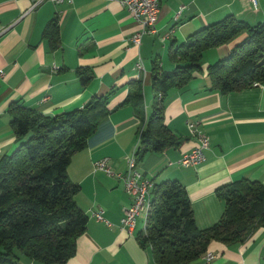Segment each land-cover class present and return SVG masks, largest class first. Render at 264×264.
<instances>
[{"label": "crops", "instance_id": "crops-1", "mask_svg": "<svg viewBox=\"0 0 264 264\" xmlns=\"http://www.w3.org/2000/svg\"><path fill=\"white\" fill-rule=\"evenodd\" d=\"M31 2L0 0V155L11 152L16 144L5 113L10 101L19 100L51 116L81 106L93 94L114 89L106 106L108 114L87 136L85 147L72 154L66 168L69 180L79 185L74 200L87 215L85 228L75 238L74 254L62 263L49 264H158L149 246L135 238L144 225L143 217L142 224L136 220L129 231L120 226L119 217L131 202L121 181L94 170L92 162L107 156L114 171L125 170L126 157L137 146V130L151 106L144 87L149 85L153 59L161 70H171L174 62L167 58L169 48L227 14L250 25L262 21L264 0L254 4L249 0H160L155 31L143 34L137 46L129 43V36L139 26L117 0L44 1L30 8ZM53 16L59 43L51 49L41 32ZM243 36L205 49L201 68L225 56ZM137 58L143 71L134 69ZM79 67L92 72L85 85L75 74ZM135 78L142 80L144 106L139 115L129 104L117 105L128 91L127 82ZM207 87L206 74H195L185 87L167 92L163 122L185 140L177 148L148 152L137 164L154 182L173 178L184 186L199 228L221 215L216 189L240 178L264 183V81L225 94ZM188 119L199 121L208 147L204 161L180 167L177 159L196 144L185 124ZM97 206L110 224L91 216ZM206 251L213 253L210 259L200 255L187 264H264V225L255 227L242 241L211 240ZM17 255L22 264H39Z\"/></svg>", "mask_w": 264, "mask_h": 264}, {"label": "trees", "instance_id": "trees-1", "mask_svg": "<svg viewBox=\"0 0 264 264\" xmlns=\"http://www.w3.org/2000/svg\"><path fill=\"white\" fill-rule=\"evenodd\" d=\"M244 36L228 53L205 67L208 90L220 94L264 81V18L250 25L231 14L204 25L185 41L168 49L171 70L150 63L151 106L137 130L136 164L148 152L177 148L185 139L163 122V106L170 89H181L201 72L202 54ZM42 37L51 49L59 43L55 16L45 23ZM81 85L92 78L88 67L75 70ZM128 91L117 105L129 104L139 115L143 109L142 80L130 79ZM113 87L93 94L81 106L54 115L8 103L5 113L15 147L0 155V264H22L15 252L44 264L62 263L75 252V238L84 230L87 215L74 200L79 185L71 182L66 168L73 153L85 147L87 136L108 114ZM152 179V178H151ZM153 181V179H152ZM222 201L220 217L209 226L195 225L184 186L173 178L153 181L144 225L135 232L139 244L149 246L158 264H187L206 252L211 240L242 241L264 225V183L240 178L215 191Z\"/></svg>", "mask_w": 264, "mask_h": 264}, {"label": "built area", "instance_id": "built-area-1", "mask_svg": "<svg viewBox=\"0 0 264 264\" xmlns=\"http://www.w3.org/2000/svg\"><path fill=\"white\" fill-rule=\"evenodd\" d=\"M44 1H51L58 3L61 0H32L30 8H33ZM119 4L125 8L132 19L138 24V29L132 32L129 36V43L137 46L140 43V38L145 33L155 31V23L159 11L160 0H117ZM255 3V0H249ZM183 6L179 7L178 12ZM178 12L174 14L176 18ZM134 69L144 70L140 58L134 63ZM1 74V71H0ZM186 127L191 135L196 139V144L189 151L180 155L175 164L180 167L194 166L205 159L204 150L208 147L207 135L198 127L199 121L196 119H188L185 121ZM126 167L122 172H116L109 166V158L107 156L100 157L92 162L94 170H100L106 175L117 177L121 183L124 191L131 197L130 204L123 210L119 217V223L122 228L129 231V227L133 224L134 218L142 215L146 217L149 205L153 181L151 178L139 169L136 164L134 152L126 157ZM91 216L96 220L104 221L110 224L109 220L103 216V210L97 206L91 211ZM213 256L211 251H206L203 259L208 260Z\"/></svg>", "mask_w": 264, "mask_h": 264}, {"label": "rangeland", "instance_id": "rangeland-1", "mask_svg": "<svg viewBox=\"0 0 264 264\" xmlns=\"http://www.w3.org/2000/svg\"><path fill=\"white\" fill-rule=\"evenodd\" d=\"M164 69H167V68H164ZM196 74H204V75H205V70L202 68V69H201V72H197ZM144 91H145V99L149 102L150 99H151L150 86H149V85H146V86L144 87ZM149 111H150V108H149ZM155 179L157 180L158 178L156 177ZM139 217H140V218H139ZM139 217H136V220H138V221H137V225L142 224V223L140 222V219H141L142 215H140ZM15 252H16L17 254H19V255L25 256V255L22 254L18 249H16ZM203 255H206V252H205ZM203 255H202L201 257H203ZM25 257H26V256H25ZM35 262H37V263H39V264L41 263V262H39V261H35Z\"/></svg>", "mask_w": 264, "mask_h": 264}, {"label": "bare ground", "instance_id": "bare-ground-1", "mask_svg": "<svg viewBox=\"0 0 264 264\" xmlns=\"http://www.w3.org/2000/svg\"><path fill=\"white\" fill-rule=\"evenodd\" d=\"M135 221H136V217L134 218V222H133V224L129 227V230H131L132 228H133V226H134V224H135ZM136 225V224H135Z\"/></svg>", "mask_w": 264, "mask_h": 264}]
</instances>
